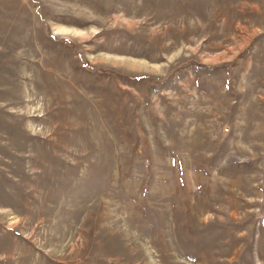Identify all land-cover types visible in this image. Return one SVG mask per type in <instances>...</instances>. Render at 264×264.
<instances>
[{
	"label": "rangeland",
	"instance_id": "rangeland-1",
	"mask_svg": "<svg viewBox=\"0 0 264 264\" xmlns=\"http://www.w3.org/2000/svg\"><path fill=\"white\" fill-rule=\"evenodd\" d=\"M0 264H264V0H0Z\"/></svg>",
	"mask_w": 264,
	"mask_h": 264
}]
</instances>
